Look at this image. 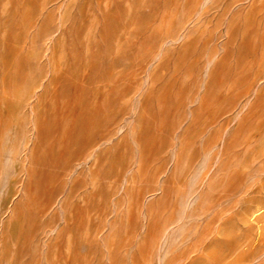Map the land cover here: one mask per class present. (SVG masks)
I'll return each mask as SVG.
<instances>
[{
	"label": "rangeland",
	"instance_id": "obj_1",
	"mask_svg": "<svg viewBox=\"0 0 264 264\" xmlns=\"http://www.w3.org/2000/svg\"><path fill=\"white\" fill-rule=\"evenodd\" d=\"M255 203L264 0H0V264H264Z\"/></svg>",
	"mask_w": 264,
	"mask_h": 264
},
{
	"label": "bare ground",
	"instance_id": "obj_2",
	"mask_svg": "<svg viewBox=\"0 0 264 264\" xmlns=\"http://www.w3.org/2000/svg\"><path fill=\"white\" fill-rule=\"evenodd\" d=\"M38 86H40L39 82L31 83L30 89L38 88ZM23 99L24 98L22 91L17 90L15 93V97L7 102V110L11 112L14 116H17L18 108ZM254 137L255 136L252 135L249 137V139H253ZM247 216L249 223L256 231V236L259 237L264 230V207L259 203H255L253 208L248 212ZM23 224L24 220L21 219L17 226L20 233L23 231Z\"/></svg>",
	"mask_w": 264,
	"mask_h": 264
}]
</instances>
